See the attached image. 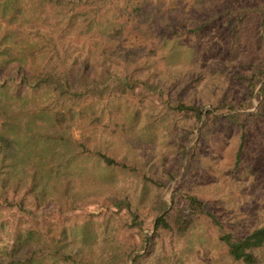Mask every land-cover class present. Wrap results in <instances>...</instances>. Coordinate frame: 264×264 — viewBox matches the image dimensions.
Masks as SVG:
<instances>
[{
  "label": "rangeland",
  "instance_id": "374dc122",
  "mask_svg": "<svg viewBox=\"0 0 264 264\" xmlns=\"http://www.w3.org/2000/svg\"><path fill=\"white\" fill-rule=\"evenodd\" d=\"M18 4L14 16L0 13V36L8 32L14 50L33 45L42 64L72 73L82 61L85 77L109 72L124 78L103 96L78 104L54 101L48 90L35 97L70 107L65 135L133 169L104 166L90 153L53 166L38 198L17 192L7 202L0 199V251L14 232L27 228L38 231L40 243L58 244L73 256L63 262L45 250L40 264H130L135 253L141 254L135 264H239L209 218L195 217L184 234H153V220L160 199L171 205L175 179L182 175L186 190L207 202L223 231L242 236L264 224V73L250 96L245 85L253 66L264 64V0ZM150 84L156 89H147ZM247 97L246 109L258 114L244 128L236 157L241 131L213 105L224 101L241 111ZM178 100L201 106L203 114L211 110L218 119L199 134L202 120L172 108ZM179 161L178 176L169 180ZM115 201L123 204L115 207ZM29 206L36 217L27 221L22 214ZM255 254V264H264V245Z\"/></svg>",
  "mask_w": 264,
  "mask_h": 264
},
{
  "label": "trees",
  "instance_id": "16d2710c",
  "mask_svg": "<svg viewBox=\"0 0 264 264\" xmlns=\"http://www.w3.org/2000/svg\"><path fill=\"white\" fill-rule=\"evenodd\" d=\"M18 1L0 0L1 15L14 16ZM11 40L12 36L8 32L0 36V199L7 202L9 195L14 196L17 192L29 198H38L45 190V182L53 174V166L71 165L72 162L78 161L81 154H93L104 166L133 169L128 162L99 149H91L83 140L65 135L61 129L70 107L42 103L35 97L37 91L48 90L52 93L54 101L60 99L78 104L79 100L87 96H103L113 90L111 86L123 83L124 78L109 72L99 77H85L86 64L82 61L72 73L42 64L34 56L33 45L17 51L14 50ZM263 73L264 64L259 63L254 65L246 76L245 85L249 96L258 75ZM124 84L127 88L134 86L132 82ZM146 88L156 89L151 84ZM247 98L239 106L243 108L241 111L232 110L234 106L224 101L213 105V110L227 112L222 119L239 127L241 131L235 151L236 157L241 150L244 128L258 114L257 111L246 109L250 104ZM172 108L191 113L196 121L201 119L199 134L212 126L213 120L218 119L211 110H206L203 114V108L193 103L178 100ZM195 144L196 142L192 145L189 160L194 157ZM184 151L185 147L182 148V153ZM188 163L184 167L185 171L188 170ZM180 167L179 161L178 167L170 173L169 180L178 176ZM57 170L60 172L58 168ZM122 204V201H115L113 206ZM170 204L168 207L166 202L161 199L158 201V214L153 220V234L160 230L184 234L195 217H207L217 226V238L224 244L232 260L239 264H255V251L264 245V224L252 227L242 236L223 231L221 223L210 211L207 202L186 190L185 178L182 175L175 179ZM22 216L27 221L36 217L30 206ZM22 231L14 232L10 245L0 251V264H40L45 250L54 260L65 262L73 258L70 252L62 250L58 244L40 243L34 237L38 233L37 230L26 228ZM151 237V234L146 235V241ZM140 255H132L130 264H135Z\"/></svg>",
  "mask_w": 264,
  "mask_h": 264
},
{
  "label": "water",
  "instance_id": "95a60500",
  "mask_svg": "<svg viewBox=\"0 0 264 264\" xmlns=\"http://www.w3.org/2000/svg\"><path fill=\"white\" fill-rule=\"evenodd\" d=\"M259 85H260V82H259ZM204 112V111H203ZM184 164V163H183Z\"/></svg>",
  "mask_w": 264,
  "mask_h": 264
}]
</instances>
